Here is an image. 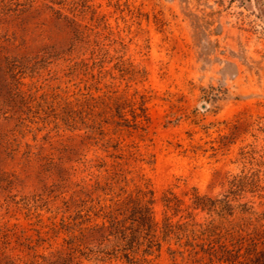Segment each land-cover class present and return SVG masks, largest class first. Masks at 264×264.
<instances>
[{
    "label": "rangeland",
    "instance_id": "374dc122",
    "mask_svg": "<svg viewBox=\"0 0 264 264\" xmlns=\"http://www.w3.org/2000/svg\"><path fill=\"white\" fill-rule=\"evenodd\" d=\"M216 257L264 264V0H0V264Z\"/></svg>",
    "mask_w": 264,
    "mask_h": 264
},
{
    "label": "trees",
    "instance_id": "16d2710c",
    "mask_svg": "<svg viewBox=\"0 0 264 264\" xmlns=\"http://www.w3.org/2000/svg\"><path fill=\"white\" fill-rule=\"evenodd\" d=\"M251 2V0H246ZM246 205H240V212L244 215L246 213H249L248 210L245 208ZM193 209L196 211H201L203 213H207L210 216H217L219 219L221 220H226L229 218H232L234 216V207L232 206L230 200H228L227 197H223L222 199L216 198V199H212V198H207V197H195L194 201H193ZM250 214V213H249ZM138 225L140 226L141 230L147 232V233H151L153 232V227L154 224L152 222V218L150 217L149 212H143L142 215L139 216L138 219ZM196 226L199 227V230L195 231L192 230L190 231L192 237H194L193 240H195V238H200L203 241L207 240H212L214 239V237L217 234V229L214 225V221L209 222L206 225H198L195 224ZM170 229L168 230L169 232H166V235L171 233V227L169 226ZM222 238V237H220ZM153 242L149 241V248H151V246H154L152 244ZM158 245V244H157ZM191 246H193L191 244ZM160 247V246H158ZM221 248L224 250L223 252L230 254L231 251L224 249L225 246H221ZM202 251H205V249L203 248ZM128 259V256H126ZM216 260L219 264H233V262L230 260V258L227 257H216ZM212 261V260H211Z\"/></svg>",
    "mask_w": 264,
    "mask_h": 264
}]
</instances>
